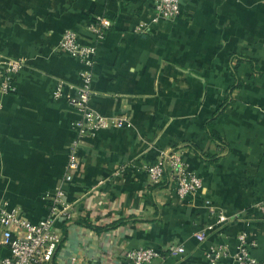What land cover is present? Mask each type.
<instances>
[{
	"label": "crops",
	"instance_id": "0c3cea01",
	"mask_svg": "<svg viewBox=\"0 0 264 264\" xmlns=\"http://www.w3.org/2000/svg\"><path fill=\"white\" fill-rule=\"evenodd\" d=\"M153 3L0 0V56L25 63L15 91L0 95V200L31 221L51 215L75 152L81 167L62 184L58 207L71 217L55 219L60 261L127 264L128 249L181 245L184 253L160 264H211L207 251L225 244L234 253L240 232L264 261V215L255 206L264 199V0H181L174 20L136 32ZM98 18L108 30L96 46L91 106L113 124L78 136L68 98L81 65L57 45L66 29L90 43L87 25ZM234 70L240 85L229 92ZM227 99L217 143L205 121ZM169 152L201 179L198 192L179 199L167 176L148 182L144 166Z\"/></svg>",
	"mask_w": 264,
	"mask_h": 264
},
{
	"label": "built area",
	"instance_id": "2783aa9c",
	"mask_svg": "<svg viewBox=\"0 0 264 264\" xmlns=\"http://www.w3.org/2000/svg\"><path fill=\"white\" fill-rule=\"evenodd\" d=\"M180 1L154 0L149 19L140 21L134 30L146 32L161 20H174L180 11ZM87 29L92 35L90 43H81L75 30L66 29L61 34L57 45L60 52L76 58L81 65L80 84L77 86L76 94L68 98V103L78 114V118L73 121L78 136L93 135L98 130L106 129L113 124V120L91 106L92 67L95 63L96 46L104 39L108 24L98 18L88 24ZM24 66L22 57L0 56V95L15 91L16 79ZM62 91L63 82L58 81L53 88L52 96L55 99L60 98ZM80 167L81 163L77 154L69 153L61 183L55 188L52 214L40 220H28L17 208H9L6 202L0 200V247L5 249V254L0 256V264H93L79 261L72 255L65 262L60 261L58 257L55 258L62 238L55 219L57 215L64 218L71 217L67 206L58 210L64 196L62 184L69 183ZM146 171L150 184H158L164 176H167L179 199L195 194L202 186L201 179L187 168V164L176 152L165 153L156 162L148 164ZM206 205L210 211H213L209 200H206ZM255 206L264 215V199L256 202ZM224 219L225 216H219L220 221ZM195 235L199 240L204 238V232H198ZM248 245L246 233L240 232L237 235L234 253H229L228 247L221 244L211 247L206 253V258L211 264L226 257L231 258L234 264H264V261L250 254ZM184 251L181 245L165 250L149 246L135 247L126 250L124 258L127 264H160L159 260L182 254Z\"/></svg>",
	"mask_w": 264,
	"mask_h": 264
},
{
	"label": "trees",
	"instance_id": "16d2710c",
	"mask_svg": "<svg viewBox=\"0 0 264 264\" xmlns=\"http://www.w3.org/2000/svg\"><path fill=\"white\" fill-rule=\"evenodd\" d=\"M240 59H245V58H240ZM246 60L251 62L253 68L255 67L252 60H250L248 58ZM234 74H235V81L229 86V92H231L232 89H234L240 85V81L238 80V78L236 76L235 70H234ZM227 104H228V99L225 100L222 104H220L217 107V109L215 110V112L209 118H207L205 121V129L207 131L209 138H211L213 141H216L217 143H220L221 141H220L218 132L214 129L215 121H216L217 117L225 109ZM59 246H60V244H59Z\"/></svg>",
	"mask_w": 264,
	"mask_h": 264
},
{
	"label": "rangeland",
	"instance_id": "374dc122",
	"mask_svg": "<svg viewBox=\"0 0 264 264\" xmlns=\"http://www.w3.org/2000/svg\"><path fill=\"white\" fill-rule=\"evenodd\" d=\"M144 168H145V170H146V168H147V164L144 166ZM146 173H147V171H146ZM62 179V178H61Z\"/></svg>",
	"mask_w": 264,
	"mask_h": 264
}]
</instances>
